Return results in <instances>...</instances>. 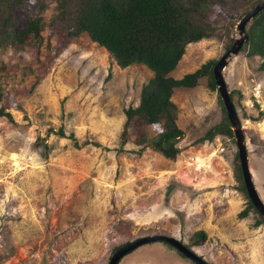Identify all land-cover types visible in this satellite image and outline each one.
<instances>
[{"label":"rangeland","instance_id":"1","mask_svg":"<svg viewBox=\"0 0 264 264\" xmlns=\"http://www.w3.org/2000/svg\"><path fill=\"white\" fill-rule=\"evenodd\" d=\"M253 1L252 6L260 0ZM231 15H221L220 37L186 45L169 75L177 78L208 59L218 60L235 34L239 18ZM224 27H230L229 35ZM0 55L7 60L11 52L0 49ZM29 58H35L34 49L21 56ZM259 63V56L241 49L223 69L240 120L264 119L245 108L254 84L264 107ZM36 64L23 78L27 87ZM13 66L17 80L23 64ZM152 76L142 64L119 68L81 33L51 60L31 91L23 89L9 104L11 94L4 93L10 117L0 116V264H108L119 246L153 234L174 237L210 264H264V218L248 205L243 179L235 178L236 145L220 135L198 141L222 119L216 89L205 84L174 89L171 100L183 132L175 159L148 147L130 153L138 149L132 141L120 151L123 110L138 104L141 86ZM6 85L10 81L2 79L3 91ZM241 124L251 177L264 202V126ZM158 131L157 124L148 126V134ZM197 230L206 234L201 243L190 239ZM117 264L196 263L164 241H150Z\"/></svg>","mask_w":264,"mask_h":264},{"label":"trees","instance_id":"2","mask_svg":"<svg viewBox=\"0 0 264 264\" xmlns=\"http://www.w3.org/2000/svg\"><path fill=\"white\" fill-rule=\"evenodd\" d=\"M51 3L52 8L49 6ZM253 3L250 0H0V49L4 53L11 52L7 60L0 55V82L2 79L10 81L5 91L0 87V116L10 117L5 111L4 93L11 94V100L7 101L9 104L19 99L23 89L31 91L51 60L73 38L86 33L91 41L106 50L111 63L119 68L142 64L153 72V76L141 86L138 104L123 110L125 121L120 133V151L124 144L132 141L138 149L130 153L138 155L148 147L173 160L180 152L177 139L183 132L176 122L178 108L171 95L175 88L199 84L215 90L212 68L217 60L208 59L195 70L177 78L169 73L177 66L186 45L203 38L220 37L216 32L220 17H226L224 15L230 12L233 14L230 18L237 13L240 19ZM46 27L47 35L44 36L42 30ZM229 28L224 27L228 35ZM245 32L247 39L240 50L246 49L249 56H259L258 67L264 70V9L245 24ZM32 49L35 50V58H29L27 62L21 60L22 54L29 55ZM15 56L16 63L12 62ZM19 61L23 66H20L16 80L15 73L10 69ZM34 62L37 63L35 70L42 69L43 72L40 75L35 71L27 87L23 78L26 73L32 72ZM110 75L109 70L107 77ZM15 80L18 84L14 83ZM229 94L233 99L232 91ZM218 101L222 119L209 127L198 141L212 140L220 135L231 139L235 145L219 95ZM259 113L257 118L264 114ZM151 124H157L159 128L153 135L147 132ZM59 134L64 136L62 129ZM70 137L78 147L75 137L72 134ZM240 171L239 168L234 169L235 178L239 180L242 178ZM243 191L246 190L243 188ZM248 205L253 207L249 199ZM190 239L191 242L199 240L196 243H201L206 234L197 230Z\"/></svg>","mask_w":264,"mask_h":264},{"label":"water","instance_id":"3","mask_svg":"<svg viewBox=\"0 0 264 264\" xmlns=\"http://www.w3.org/2000/svg\"><path fill=\"white\" fill-rule=\"evenodd\" d=\"M263 9L264 0H260L255 5H253L249 9V11H247L240 17V19L235 25V34L230 47L215 62L212 68V72L216 84V90L225 109L226 116L229 121L232 135L235 141L239 167L241 170V176L243 179L247 196L255 210L264 218V202L261 199L258 191L256 190L251 177L248 165V156L244 132L240 124V118L230 97L228 87L223 77V69L227 64L228 59L238 53L243 42L247 39V34L245 32V24ZM150 241H164L176 247L181 254L185 255L188 259L195 262L196 264H210L209 262L197 256L193 251L189 250L185 245L180 243L174 237L164 234H153L139 237L133 241L127 242L119 246L112 253L108 264H117L121 257L130 252L132 249L145 242Z\"/></svg>","mask_w":264,"mask_h":264},{"label":"built area","instance_id":"4","mask_svg":"<svg viewBox=\"0 0 264 264\" xmlns=\"http://www.w3.org/2000/svg\"><path fill=\"white\" fill-rule=\"evenodd\" d=\"M249 92H250V96L245 100V108L246 110L249 111L255 110L258 114V112L264 110L263 104L260 99L261 92H260L259 84H254ZM241 121L244 122L245 124H254L258 129L260 128L262 123L264 126V119L262 121L261 120L251 121V119L248 117L241 119Z\"/></svg>","mask_w":264,"mask_h":264},{"label":"clouds","instance_id":"5","mask_svg":"<svg viewBox=\"0 0 264 264\" xmlns=\"http://www.w3.org/2000/svg\"><path fill=\"white\" fill-rule=\"evenodd\" d=\"M240 124H241V120H240ZM241 126H242V124H241Z\"/></svg>","mask_w":264,"mask_h":264}]
</instances>
